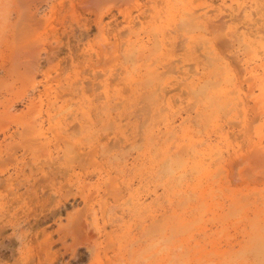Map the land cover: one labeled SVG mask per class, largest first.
<instances>
[{"label":"rangeland","instance_id":"1","mask_svg":"<svg viewBox=\"0 0 264 264\" xmlns=\"http://www.w3.org/2000/svg\"><path fill=\"white\" fill-rule=\"evenodd\" d=\"M2 1L0 0V264H100V259L106 261L104 250L108 252L106 255L109 259L118 251L117 246L115 252L111 251L114 248L111 245V235L115 241L117 237L124 235L122 244L125 246V259L121 260V264H126L129 259L127 251L144 247L149 242L140 236L141 218L139 211L131 206L134 202L132 195L142 196L145 203H150L154 189L161 198L165 199L166 194L160 186L161 180L151 174L149 160L146 158V151L153 143L149 139L150 134L152 131L157 132L158 128L163 129L165 116H190L181 127L179 119L175 122L178 136H183V129L186 127L193 135V140L200 139L204 142L198 144V148L219 143L212 133L214 126L208 124L202 128L200 121L195 122L199 102L196 98L193 100L194 96L186 92L187 88L181 83L184 78L188 77L187 81H191L198 75L201 76V73L208 72L213 67V58L217 57V62L227 66L224 70L234 66L231 69L235 72L231 70V73L240 74L238 81L246 92L248 85L242 81L245 77L242 62L237 63L240 59L238 57H242L237 55L242 50L236 51L231 39L247 40L253 44V49L256 48L264 43L263 20L260 21L255 7L251 10V17L253 22L256 20L259 24L252 25L249 21L247 23L243 13L215 16L213 8L216 9L221 0H189L187 4L198 13L213 10L208 14L216 27L210 26V30L201 32L211 45H215L208 49L207 54L200 41L188 45L187 35H198L200 30H186V36L183 35V30L174 31L175 25L167 20L165 0H156L153 9L149 8V0ZM257 1L260 5L264 4V0ZM226 2L230 4V0ZM3 4L12 7L6 8ZM246 8L249 9L247 5ZM142 11L144 14L140 15ZM250 23L252 29L249 27ZM160 25L162 28H159L154 48L151 47L152 43H148L146 32L151 26ZM258 26L260 31L256 29ZM187 28L191 29H185ZM162 30L167 33L163 44L159 41ZM230 30L233 33L227 35ZM135 32L145 41L144 54H131L132 60L120 57L129 42L136 38ZM113 41L114 44L118 42V46L122 45L119 46L120 55L116 60V53L112 52ZM195 44L198 50L194 47ZM227 44H231L230 47ZM150 48L156 50L152 52ZM256 50L260 52L261 48ZM218 51H221V55ZM259 55L264 56L263 52ZM207 57L212 60H207ZM129 60L132 62L129 63ZM134 61L135 65L131 64ZM122 66L132 71L128 69L123 72ZM133 66L138 69L133 71ZM239 68L242 71H238ZM148 70L155 72L150 75L153 78L150 83L148 81L149 85L144 84L147 83L145 78ZM185 71L188 73L185 74ZM162 87H165L163 92L160 90ZM152 92L151 96L149 93ZM258 92L255 87L253 95H258ZM152 98H156V101ZM249 99L248 104H252ZM191 101L195 102L190 103ZM251 112L250 110L249 117ZM239 113L238 110H232L225 116L220 112L214 118L225 134L228 133V141L232 146L227 153L224 152L227 162L225 160L226 163L222 164L226 165L223 167L224 173L228 172V177H233L234 174L235 179L230 177L231 181L229 178H224L223 181L227 182L228 191H257L258 194L254 193L258 197L255 204L261 206L264 205L259 204L262 200L259 194H264L262 163L253 160L241 163V158L233 157L232 154L233 147L238 150L240 143L243 147L241 146L242 150L239 149L238 156H242L243 152L246 157L251 150L248 146L250 141L244 138L241 126L237 125L240 117H234ZM251 115L255 114L252 112ZM252 117L251 129L262 127L264 132V118ZM166 140L163 137L159 140L162 144L153 145L157 147L156 154L160 148L165 149L172 144V151H175V145L185 143L179 138ZM188 155H191L190 152ZM188 155L185 157H189ZM227 165L233 169L231 167L229 170ZM118 169H122V172H118ZM245 172L247 175H243ZM240 179L245 181L241 182ZM234 181L237 182L236 186ZM238 181L242 184L239 185ZM113 182L122 190V198L118 202L113 195ZM126 183L130 184V189L125 188ZM96 191V199L88 203L83 201L84 192ZM225 191L228 192L226 188ZM98 201L106 202V212H102ZM159 201L152 203V213L167 204L165 201L160 205ZM86 216L92 228V222H97L100 233L95 231V235L94 230L97 229L87 226ZM207 223V228L215 230L212 222ZM228 231L230 235L235 234L239 238L240 234L232 227ZM232 241L235 242V239ZM225 243L222 240L220 244L225 246ZM97 248L100 256H96Z\"/></svg>","mask_w":264,"mask_h":264},{"label":"bare ground","instance_id":"2","mask_svg":"<svg viewBox=\"0 0 264 264\" xmlns=\"http://www.w3.org/2000/svg\"><path fill=\"white\" fill-rule=\"evenodd\" d=\"M5 1L6 0H3L2 2H5ZM165 2L167 5V11H166L168 15L167 20L173 22V24L175 25L174 31L177 32L179 30L180 31L183 30V35L186 36V34H188V31L186 30H189L190 32L192 28L193 30L195 28L197 30H200L198 35H194V34L187 35V37L189 38L188 45L196 41H200L204 45V49H206L205 52L208 54L209 53L208 49H211L212 45L214 44L211 45V43L208 40H206L204 35H201V32L203 31L205 33V31H208L210 26L211 27L215 26L211 20V15L208 14V12L212 9H209L208 11H204L203 13H198L195 9H193V7L191 8L187 4L189 0H165ZM148 3L151 4L149 8L153 9L154 4L156 3V0H149ZM246 5L248 6L249 9L246 8ZM254 7H255L256 14L260 16L259 18L260 21L263 20V24H264V4L260 5L257 0H242V1L230 0V4H227L226 0H221L220 5L216 9L213 8V10L216 11L215 16L221 15L219 17H223V15L226 16V14L227 16L228 15L233 16L235 13H243V16L246 19L247 23L249 21L252 23V25H255L258 22L256 20L253 22V18L251 17V14L253 12L251 10ZM258 7L259 9H257ZM143 14H144V11H142L140 15H143ZM210 14L212 13L210 12ZM238 15L239 14H237V16ZM221 19L223 18H220V20ZM101 21L102 20L100 19V22ZM167 23H170V22H167ZM251 23L249 25L250 29H252ZM261 26L260 28H262ZM186 27H190L191 29H188V28L185 29ZM159 28L161 29L162 26L161 25L151 26L149 31L146 32V35L148 36V40H147L148 43L149 42L152 43L151 47H153L154 45H157L155 43H157L156 37L159 31ZM256 29L259 30V26ZM211 33H213V31ZM230 33H233V31L230 30L229 33H227V35ZM165 34L167 33L162 30V33H161L162 37L159 39L161 44H163ZM219 34H221V32H219ZM216 35H218V33ZM135 37L136 38L133 39V41L129 42L127 48L125 49V52L123 54L121 53V55L119 51L121 48L119 49V46L122 47V45L118 46V42L117 44L116 43L114 44V41H113L112 44L114 46L111 45L113 47L112 52L116 53V55L114 54V57H115L114 60L119 58V55L120 57L121 56L125 57V59L131 58L130 60H132V57L130 56L131 54L134 55L136 52H140L142 55L144 54L146 46H145V41L143 40V37H141L138 32H135ZM231 42H232V46H234L237 49L236 51L239 52L242 50V53L240 52V54L237 55V56H240V55L242 56V57H238L240 59L237 61V63L239 61L242 62V67L245 73V77L243 78L244 80L242 79V81H244V83L246 82L249 90L246 89L248 91V92L246 91L247 93L242 90L243 85L238 81V76L240 74L233 75L231 73L233 71L231 68H233L234 66L233 67L231 66L230 69L224 70L227 68V66L224 67L222 66L223 64L221 65L220 61L217 62L216 61L217 57L216 59L215 57L213 58L214 63L213 64L211 63L213 67L208 72L201 73V76L198 75L199 77L192 79L191 81H187L188 77L183 79V82L181 84H183L182 86H185L187 88L188 91L186 92H189V94L191 93L194 96L193 100L196 98V101L199 102V104L197 105L196 115H195L197 117L196 119L197 121L195 122L200 121L202 123L201 124L202 128L203 127L205 128L208 124H211L212 126H214V128L212 129V133L215 135L219 143H221L222 145H219V143L216 145L214 144L215 146L207 144V145H204L205 147L198 148L197 145L202 144L204 142L201 141L200 139L193 140V135L191 136L189 130L186 127L185 129H183L184 131L183 136H178L177 135L178 129H177V126H175V122L177 121V119H179L180 120L179 126L181 127V125L185 123V121L188 120L190 116L183 118L181 115H178V118H174V117L169 118L168 116H165L164 114L165 119L163 118L164 119L163 129L158 128L157 132L151 130L152 133L150 134L149 139L151 142H153L152 146L154 144L156 145V144L161 143L159 142V140L163 137H164V140L172 139V138L174 139L179 138L180 141L184 140L185 143L181 144L183 146L181 145L179 146L178 144L175 145V148H176L175 151H172V148H171L172 144L171 146L165 147V149L160 148L159 153L157 152V154L155 152L157 150L156 149L157 147H154V146L153 147L151 146L152 148L150 147L146 151L147 153L146 158L149 160L150 168L152 170L151 174H153L154 177L157 176V178L161 180V182H159L161 183V185L159 183L157 184L162 186L163 192L166 194H165V199L164 197L161 198L159 194L157 193V191L154 189L153 194H151L153 197L150 203H145V199H142V196L135 197L132 195V197L134 198L133 200L134 202L132 203L131 206L132 208L136 209V211L137 210L139 211L138 214H140V218H141L139 222L140 236L145 237L146 240H148L149 242L144 247L139 246L138 248L132 249L131 251H127L129 252V255L127 256V258H129L127 262L128 264H264V205L261 204V203L264 204V194L263 193L259 194V197L262 198L261 201H263V202L261 201L259 202V204H261L260 206V205L255 204L256 201L258 200V197L254 193H257V191L256 192L251 191V192H245V193H238L233 190L228 191L227 182L223 181V179L229 178V181H231L230 177L232 176L230 175L228 177V174H227L228 172L226 173L227 175L224 173L225 170L223 167H226V165L224 166V164L227 162L226 160L227 156L224 157L225 156L224 152L228 151L232 146H231V143L228 141V138H229L228 133L225 134V132L223 131V128L220 125L216 124V120H214V118L220 112H222L221 115L225 114L226 116L229 114L230 111L238 110V112L240 113L238 115H235L234 117H240V120L237 122V125L241 126V130H243L244 138L247 141H250L248 146L251 147V150H249L250 152L247 153L248 156L246 155V157H244L245 155H243V152H242V156H238V153H240L239 149L241 148V146L243 147V145H240L241 143L239 144V141H238V144H239L238 150L233 147V153L232 152H228V153L229 154L232 153L233 157H236V158L240 157L241 163H244L249 160L260 161L259 163L260 164L262 163L261 165H263L264 167V132H263V129L262 127H256L255 129L252 130L251 129L252 127H250L251 124L253 123L252 122L253 120L250 119V117L253 116L252 118H254L255 116L257 117L260 116L264 118V60H263L264 56L262 57L261 55H259L260 52L261 53L263 52L264 54V43H261L258 46L256 45L257 47L256 48L254 47L253 49L252 47L253 44L249 43L247 40L239 41V39L235 38L233 40L231 39ZM230 45L228 46L227 44L228 47H230ZM195 46L196 44L194 45V47ZM190 47L191 45L189 46V48ZM154 48H156V46H154ZM258 48H261L260 52L256 50ZM106 49H108V47ZM106 49L105 51L104 50L103 51L106 52ZM196 49L198 50V48ZM155 50L151 49L150 51L153 52ZM220 53L221 51L219 52V54ZM226 56H229V55H226ZM230 56L233 57V55L231 54ZM145 58L147 59V57ZM133 59L135 60L137 58H133ZM208 59L210 58L207 57V60ZM130 60H129V63L132 62ZM154 60L155 59L153 58V61ZM131 64L135 65V61L134 63H131ZM131 64L129 67H131ZM141 64L143 63L141 62ZM122 68L121 69L123 70V72L130 69V68L127 69L126 66L124 67L122 66ZM137 69L138 68H135L133 66V71ZM241 69L242 68H239L237 70L239 71ZM228 70H230V72ZM234 72L235 70L233 71V73ZM184 73L187 74L188 72L185 71ZM153 74H155L154 71L148 70L146 78H145L147 83H144V82L143 83L148 84V81L150 83V80H152L153 78V76H150V75H153ZM241 78L242 76H240V79ZM143 86L145 87V85ZM255 87L259 90V92L257 93L258 95H253ZM164 88L162 87L160 89L161 92H163ZM154 90H157V89H154ZM154 90L152 91L154 92ZM153 92L149 94H151L152 96ZM164 93H166V91ZM159 98H160V95H159ZM248 99L250 100V102H252V104H248ZM153 100L156 101V98ZM194 102L195 101L193 102L191 101L190 103H194ZM104 107L102 108L105 110ZM249 107H251V109H249ZM110 108H113V106H111ZM250 110L255 115H251L252 114L251 112L250 117H249ZM135 112H137V108L135 109ZM142 112L144 111L142 110ZM173 115L175 114L173 113ZM233 125L235 124H231V126ZM240 134L241 133H239V136H241ZM240 150H242V148ZM91 152L93 153V151ZM189 152L191 155H188ZM185 155H188L189 157H185ZM136 157L134 160L137 159ZM71 159H74V158L71 157ZM206 160H208L209 162H205ZM225 160L226 162L224 163ZM230 163L228 164L231 165ZM251 163H254V162H251ZM231 167H229L228 169L230 170ZM120 170L122 172V169ZM120 170L118 172H120ZM222 173L224 176L222 175ZM245 173L246 174L243 173V175H247V172ZM189 175L191 178H189ZM232 175H233L232 178L235 179L234 174ZM248 176H250L249 173H248ZM237 180L238 179L236 177V181ZM236 181H234L233 183L235 184L234 186L237 185ZM243 181L241 180V182ZM238 182L240 185L241 182L240 181ZM260 182H261V179H260ZM256 183L258 182L256 181ZM112 186L114 188L113 190L115 191L113 195L115 197V200L118 202L122 198V195H121L122 190L120 191L119 185L116 184L115 182H113ZM156 186L154 187L156 188ZM125 188L130 189V184L126 183ZM225 188L227 189L228 192L225 191ZM96 193L97 191L96 192H84L83 197H82L83 201L85 203H88L89 201L96 199L98 195V194L96 195ZM159 199H163L164 201H159ZM158 201L160 202V205L162 202L165 203V201L167 202V204L164 205V207L162 208L161 207L157 208L156 213H152L150 211L151 205L153 202H155L156 204V202ZM125 202H123L124 205H125ZM98 203L100 204L102 212H106L107 210L105 207L106 202L98 201ZM122 210H125V209L123 208ZM108 211H110V209ZM87 219H88V216H86L85 218L86 222H87ZM208 221L212 222V224L215 225V230H212L211 228H207L206 223ZM92 224L94 225L93 228L97 229V230H94V232L97 231L98 233H100V231H98L97 222H92ZM137 225L135 227H137ZM87 226H90V221L87 222ZM90 227L92 228V226ZM229 227H232L233 229H235V231H237L240 234L239 238H237L238 236L235 237V234L234 235L229 234L231 231V229L230 231H228ZM95 235H96V232H95ZM123 236L122 237L120 236L121 238L117 237L115 241L114 237L111 235V245H113L114 247L112 248L113 250L111 251L115 252L116 250L115 246H117L118 251L115 252V255L113 257L114 259L111 257V259H113L112 261L111 259L108 258L109 256L106 255L108 254V252L104 250L105 249L104 248L103 250L105 254L103 252L102 253L104 254V257L106 258V261L103 262V260L101 261L100 259L99 260L100 264H121V260L125 259V253H124L125 246L122 244V241L125 239H123ZM91 237L94 238L93 235H91ZM221 239L223 241H226L225 246L220 244L222 241ZM232 239H235V242H233ZM131 244H130V247H131ZM96 252H98L96 256L98 255L100 256L98 248ZM99 258L100 257H98V259Z\"/></svg>","mask_w":264,"mask_h":264},{"label":"snow or ice","instance_id":"3","mask_svg":"<svg viewBox=\"0 0 264 264\" xmlns=\"http://www.w3.org/2000/svg\"><path fill=\"white\" fill-rule=\"evenodd\" d=\"M6 8H11L12 6L11 5H5Z\"/></svg>","mask_w":264,"mask_h":264}]
</instances>
